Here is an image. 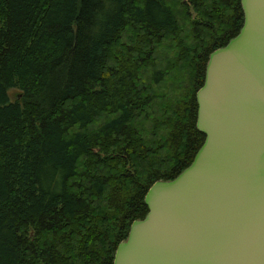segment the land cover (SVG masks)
<instances>
[{"label":"trees","instance_id":"obj_1","mask_svg":"<svg viewBox=\"0 0 264 264\" xmlns=\"http://www.w3.org/2000/svg\"><path fill=\"white\" fill-rule=\"evenodd\" d=\"M243 22L241 0H0V264H113L203 144L196 93Z\"/></svg>","mask_w":264,"mask_h":264},{"label":"water","instance_id":"obj_2","mask_svg":"<svg viewBox=\"0 0 264 264\" xmlns=\"http://www.w3.org/2000/svg\"><path fill=\"white\" fill-rule=\"evenodd\" d=\"M239 33L213 50L196 93L205 140L148 189L113 264H264V0H241Z\"/></svg>","mask_w":264,"mask_h":264},{"label":"rangeland","instance_id":"obj_3","mask_svg":"<svg viewBox=\"0 0 264 264\" xmlns=\"http://www.w3.org/2000/svg\"><path fill=\"white\" fill-rule=\"evenodd\" d=\"M9 94H10V97H11L12 99H15L16 96H17V95H16V94H17V89H15V88L10 89Z\"/></svg>","mask_w":264,"mask_h":264}]
</instances>
